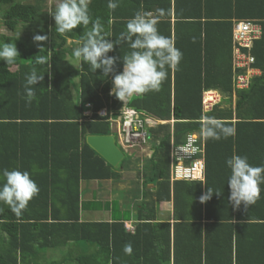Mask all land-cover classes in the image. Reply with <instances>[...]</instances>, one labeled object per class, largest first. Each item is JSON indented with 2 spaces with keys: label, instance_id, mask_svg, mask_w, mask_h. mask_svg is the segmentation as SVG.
Returning a JSON list of instances; mask_svg holds the SVG:
<instances>
[{
  "label": "trees",
  "instance_id": "obj_1",
  "mask_svg": "<svg viewBox=\"0 0 264 264\" xmlns=\"http://www.w3.org/2000/svg\"><path fill=\"white\" fill-rule=\"evenodd\" d=\"M116 2L115 10L108 8L109 0H91L88 6L92 19H99L110 34L107 38L119 43L127 21L137 11L150 12L158 16L159 32L183 54L179 65L168 69L159 91L127 100V106L160 121L148 130L155 146L142 171L143 200L134 214V232H127L123 221L80 220L81 210L104 206L80 200V181L117 179L123 169L108 164L86 143L88 135L113 133L107 117H118L123 105L109 94L114 73L106 77L86 63L79 70L70 64L86 29L58 33L50 14L57 0L49 6L47 0H0L6 28L0 42H15L20 53L12 65L0 60V172L27 170L40 189L20 216L0 202V264H32L47 248L73 241L78 264H264V184L253 205L232 207L225 163L238 154L253 166L264 165V74L253 77L246 89L233 91L232 83L234 19L255 20L263 27L250 52L253 66L264 71V0ZM20 26L48 39L33 42L16 36ZM130 51L124 42L109 52L120 58L116 71L122 70V57ZM38 56L48 62L36 64ZM33 67L44 79L32 86L36 95L28 103L24 84ZM212 88L220 102L203 112V90ZM102 109L106 117L98 115ZM209 117L233 127L235 135L205 139L201 119ZM191 133L203 139L202 179L170 183V144H182ZM208 187L221 194L201 203ZM166 204L170 218L157 219Z\"/></svg>",
  "mask_w": 264,
  "mask_h": 264
},
{
  "label": "clouds",
  "instance_id": "obj_2",
  "mask_svg": "<svg viewBox=\"0 0 264 264\" xmlns=\"http://www.w3.org/2000/svg\"><path fill=\"white\" fill-rule=\"evenodd\" d=\"M90 2L91 0H57L55 11L50 13L55 21V29L60 34L72 32L77 27L86 29L83 43L73 50L74 62L70 64L79 70L86 63L93 72L100 69L106 77L114 73L109 94L114 95L122 102L137 95L159 91L168 76V69L176 68L183 54L175 47L174 42L169 37L159 32L157 27L158 16L150 12L137 11L127 21L126 30L120 33L118 39L119 43L127 42L131 51L122 57V70L116 71L115 66L120 58L110 56L109 52L114 49L115 44L119 43L107 38L110 34L105 32L99 19H92L88 7ZM117 7L116 0H109L108 8L110 10H115ZM159 15H163L162 10ZM236 20L243 19H234L233 22ZM90 23L92 27L89 29L88 25ZM47 39L46 34H36L33 37L35 42H43ZM38 46L40 51L44 48L39 43ZM18 56H20V53L15 42H0V60L5 61L6 65L14 64ZM48 59L47 57L38 56L35 63L43 65L48 62ZM253 64L254 62L249 68H234L232 52V83L234 90L238 89L235 87L233 80L235 70H237V73L246 74L249 73V69ZM43 79V73H39L35 67L26 75L24 89L28 103H31L36 95L32 86L42 82ZM250 80L249 77L248 84H250ZM212 91L217 96L215 103L212 105L213 108L214 105L220 102V95L217 91ZM207 93H211V91H203L202 101ZM201 131L205 139L213 140L226 139L235 135L233 127L226 126L222 121L211 117L203 121ZM225 163L230 170L227 179L230 192L228 196L229 204L234 208H239L242 204L245 207L253 205L260 197V185L264 184V165L253 166L249 163L246 155L238 154H233L230 158H227ZM0 176L4 181L0 184V202L8 205L13 214L20 216L22 210L28 206L29 201L39 194L40 189L27 170L22 171L19 168L9 170L5 168L0 172ZM214 193L216 195L221 194V192L208 187L207 191L199 197V201L201 203L209 201ZM127 223L131 224V222ZM124 229L126 230L125 226ZM56 247L60 246L57 245ZM125 251L130 252V247L126 248Z\"/></svg>",
  "mask_w": 264,
  "mask_h": 264
},
{
  "label": "built area",
  "instance_id": "obj_3",
  "mask_svg": "<svg viewBox=\"0 0 264 264\" xmlns=\"http://www.w3.org/2000/svg\"><path fill=\"white\" fill-rule=\"evenodd\" d=\"M261 36V26L258 22L250 19L236 20L232 26V52L234 68H249L254 62L253 56L249 53L254 40ZM246 49V51H243ZM235 87L243 89L248 86V72L246 74L237 73L233 76ZM216 97L212 93H207L202 101L204 112L209 111L215 103ZM123 102L118 117H107L110 126L114 128L118 146L122 152L128 156L132 152L143 151L151 142L149 128L155 126L160 121L151 115L137 111ZM87 116L91 112L86 111ZM100 117H106V109L98 112ZM201 135L196 133L188 134L182 144H170L169 150V181L173 183L178 180H198L202 179L205 161V150ZM151 155V153H150ZM150 157V156H149ZM127 231L133 232L132 224L125 222Z\"/></svg>",
  "mask_w": 264,
  "mask_h": 264
},
{
  "label": "crops",
  "instance_id": "obj_4",
  "mask_svg": "<svg viewBox=\"0 0 264 264\" xmlns=\"http://www.w3.org/2000/svg\"><path fill=\"white\" fill-rule=\"evenodd\" d=\"M262 33H263V27L261 26V36L257 40H259L262 37ZM254 63H255V57H254ZM263 74L264 71L261 68L251 66V68L249 69L248 77L252 79L255 76L258 77V76H262ZM249 85L250 84H248L247 88L249 87ZM212 90L213 88L211 90L209 89V91H211V93L213 92L212 94L215 95V97H217L216 93ZM204 120H205L204 118L201 119V122H203ZM170 124L171 125L173 124L172 120L170 121ZM110 128L111 131L113 132L112 135L114 136L115 141L118 144L115 130L111 126ZM154 146L155 143L151 141L144 148L143 151H136V152L134 151L132 152L131 156L126 155L129 161L128 164L132 161L134 162L137 160H138L137 162L145 163V161L151 157L150 153L152 154ZM126 167L128 168L129 165H126ZM127 168H124L122 169V171H120L121 174L117 179L114 178L90 179L88 181L85 180L80 181L79 183L80 200L82 202L95 201L104 204L103 207L94 208V210H90V207L81 210L80 212L81 221H90V222L123 221V224L124 222H131L133 226L136 224L137 221L134 218V214L137 212L136 209L139 206V202L143 200V175H142L143 169H138L139 173L137 171L135 173ZM138 174L142 177V179L139 180V183L137 180ZM101 181L103 182L102 185L100 184ZM115 187H118V189H115ZM148 188H152V185L151 186L148 185ZM138 197L140 201L137 200ZM162 207L160 206V209H162ZM160 212L161 210L157 213V219H163V218H159ZM126 214L129 216L128 218L124 217ZM166 218H170V216L167 215ZM171 222L172 220H170V223ZM68 249H69L68 253L71 254V258H67L64 256L65 251ZM77 251H78V247L76 241L70 242L65 246L49 247L44 252L40 253L39 258L35 257L32 261V264H78L77 260L75 259ZM51 253L56 255L58 253L60 255V259L57 261L55 257L47 258ZM41 260H45V262L41 263Z\"/></svg>",
  "mask_w": 264,
  "mask_h": 264
},
{
  "label": "rangeland",
  "instance_id": "obj_5",
  "mask_svg": "<svg viewBox=\"0 0 264 264\" xmlns=\"http://www.w3.org/2000/svg\"><path fill=\"white\" fill-rule=\"evenodd\" d=\"M56 0H47V2H48V6L50 5V4H53L54 2H55ZM2 32H6V28H5V26H4V24H3V22L0 20V33H2ZM38 32L36 31V30H34V29H30V30H27L26 28H23L22 26H20L18 29H17V32H16V36H19V37H22V38H27V39H29V40H31V41H33V42H35L34 40H33V37H34V35H36ZM69 42H70V40H69ZM71 42H73V41H71ZM68 43L70 46H75L73 43ZM75 43V42H74ZM75 49V48H74ZM75 82H77V81H75ZM75 91H76V89H75ZM73 92H74V90H73ZM124 154V153H123ZM126 156V154H124V157ZM126 159L128 160V157H125V158H123L122 159V161L118 164V166L117 167H119V166H121L122 165V168L124 169V168H127L126 167V165L123 163V161L125 160V162H126ZM138 161V160H137ZM137 161H132V162H130L128 165H129V167L127 168V169H129V170H131L132 172H135L136 173V171L138 172V169H144L145 170V163L144 162H137ZM129 162V161H128ZM127 162V163H128ZM134 173V174H135ZM142 179V177L138 174V176H137V180H138V183H139V180H141ZM102 181L100 182V184L102 185ZM115 189H118V187H115ZM144 189V188H143ZM139 190V189H138ZM137 200L138 201H140V199H139V197L137 198ZM141 202V201H140ZM162 207V206H161ZM169 210H170V204H166V205H163V207H162V209H161V212H160V214H159V218H163V216H166L167 217V215H168V213H169ZM99 215V214H98ZM100 216V215H99ZM125 218H128L129 216L126 214L125 216H124ZM2 237H4L5 238V235L4 234H2ZM68 251H69V249L68 250H66L65 251V257H67V258H71V254L70 253H68ZM72 251V250H71ZM50 257H55L56 259H57V261L60 259V255L57 253V255L56 254H53V253H51L47 258H50ZM45 262V260H41V263H44Z\"/></svg>",
  "mask_w": 264,
  "mask_h": 264
},
{
  "label": "water",
  "instance_id": "obj_6",
  "mask_svg": "<svg viewBox=\"0 0 264 264\" xmlns=\"http://www.w3.org/2000/svg\"><path fill=\"white\" fill-rule=\"evenodd\" d=\"M86 143L113 167L118 166L124 158V154L112 134L88 135L86 136Z\"/></svg>",
  "mask_w": 264,
  "mask_h": 264
}]
</instances>
